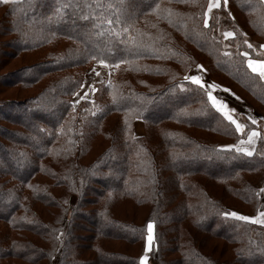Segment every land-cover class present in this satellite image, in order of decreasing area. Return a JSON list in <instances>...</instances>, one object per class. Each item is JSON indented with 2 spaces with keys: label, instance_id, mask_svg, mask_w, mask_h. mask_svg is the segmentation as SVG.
<instances>
[{
  "label": "trees",
  "instance_id": "obj_1",
  "mask_svg": "<svg viewBox=\"0 0 264 264\" xmlns=\"http://www.w3.org/2000/svg\"><path fill=\"white\" fill-rule=\"evenodd\" d=\"M206 7L0 3V264H139L149 221L153 264H264V226L221 214L260 212L264 135L251 156L237 152L256 125L244 118L245 131L236 132L207 92L184 79L202 66L264 122V80L247 65L264 60V5L228 0L205 28ZM219 14L233 37L219 34ZM93 16L114 23L94 28ZM93 57L113 75L73 110L84 71L105 66ZM9 61L23 64L1 72ZM132 205L141 220L124 212ZM213 239L225 246L216 250ZM116 242L137 253L114 251Z\"/></svg>",
  "mask_w": 264,
  "mask_h": 264
},
{
  "label": "snow or ice",
  "instance_id": "obj_2",
  "mask_svg": "<svg viewBox=\"0 0 264 264\" xmlns=\"http://www.w3.org/2000/svg\"><path fill=\"white\" fill-rule=\"evenodd\" d=\"M9 2H10V0H0V3H9ZM193 3H195V0H193ZM260 4L264 5V0H260ZM68 6L69 5H66V4L61 5V7L56 9L57 18H59L60 15L62 14L63 8H66ZM86 6L91 7V5H86ZM97 6L99 7L100 5H97ZM222 6L224 8H227L228 0H207V7L203 11V14H202L203 15V23H204L205 28H207L209 25V13H211L213 9H219ZM77 7H79V5H77ZM158 7L159 6H157V8ZM229 15H231V14L229 13ZM89 18H90V16L88 14H85L82 17V19H84V20H88ZM92 18L96 19L98 21L97 23L93 24L94 28L98 27V28L103 29L104 25H112L114 23V21L111 18H102V17H95V16H93ZM116 22H119V21H116ZM123 32H125V33L128 32V28H124ZM114 35L120 36V33L116 32V33H114ZM234 35H235V32H233V31H227L224 33L225 38H230V37H233ZM130 42L135 43V39L133 38ZM244 44H246L249 49L253 48V45L250 44L247 40H244ZM261 48H264V45H261ZM224 54L226 56L230 55V53H228V52H225ZM243 55L245 57L249 56L248 52H244ZM93 59H97V58L93 57ZM97 62L101 65L111 67L110 65H106V62L104 59H97ZM124 62L125 61H121V63H124ZM247 65H248V68L253 73H258L259 78L261 80H264V60H255V59L248 58L247 59ZM201 67L202 66L197 65L198 69ZM99 74L100 73H97V75H99ZM184 79L192 81L193 84L199 85L202 89H204L207 92L208 99H209V101H211L212 106L218 112H220L226 120L230 121L233 125H235V131L236 132L242 133L245 131L246 125L238 122L236 119H234V117L232 115V112H234L235 110L228 108V106L223 101H220L217 97H215L212 94L211 89L218 87L217 85L209 84V85L205 86L202 83L201 77L197 76V75H193V76H187L186 75L184 77ZM80 87L83 88L84 85L81 84ZM89 87H91V86H89ZM92 91H95V89H92ZM86 95L87 94H85V96ZM84 98H85L84 96L81 97V99H84ZM73 110H75L74 106H73ZM249 120H251L252 124L257 123V121L254 117L249 116ZM259 136H260V133L257 132L255 129H252L251 131L247 132L248 139L246 141H240V144L241 145H243V144L252 145L254 143L255 139ZM225 147H233V146H225ZM235 147H236L237 152H244L249 156L252 155V151H250L249 149H247L245 147H242V146H235ZM260 192L264 193V188H261ZM221 214L225 217H233L239 221L251 222V223H256V224H264V211L258 212L257 215L254 217L242 215V214L237 213L236 211L223 212ZM147 232H148V235H147L148 246H146L145 252L149 251L151 242L153 240V223L151 221H149V223L147 224ZM58 239H59V237H58ZM146 259H147L146 255H142L140 257L139 264H146Z\"/></svg>",
  "mask_w": 264,
  "mask_h": 264
},
{
  "label": "rangeland",
  "instance_id": "obj_3",
  "mask_svg": "<svg viewBox=\"0 0 264 264\" xmlns=\"http://www.w3.org/2000/svg\"><path fill=\"white\" fill-rule=\"evenodd\" d=\"M10 1H14V0H10ZM218 17H219V19H218L219 31L218 32L221 36H224L225 32L232 31L231 27L228 25L229 24L228 17H226L224 15H220V14ZM22 64L23 63H20L17 61H9L6 63V66L3 67L1 72H7L10 70L16 69V68L20 67V65H22ZM113 72H114V69L111 67H107V66L90 67L89 69H86L84 71V78H83V83H82L84 85V87L80 88L79 91L73 96V98L71 100L73 106L77 107L80 104H82V102H84V101L92 100L94 93H95V91H92V89H96L97 84H99L100 82L108 81L112 77ZM97 73H100V74L97 75ZM193 75L200 76L202 79V83L205 86H207L209 84L217 85L218 87L211 89L212 94L215 97H217L220 101H223L226 105H231V103H229V100L226 99V96L230 95V94H228L229 92L227 93V91L224 89V87H222L218 83L211 81L210 78L206 75L205 69H203L202 67L199 69L198 68L192 69L191 72L188 74V76H193ZM89 86H91V87H89ZM8 94H9V92H8ZM85 94H87V95L85 96ZM82 96H84L85 98L81 99ZM221 96H223V97H221ZM12 97H14V96H12ZM233 98H236L235 99L236 101L239 100L238 102L243 104L242 100L240 98H238L237 96L236 97L234 96ZM230 99L232 100V98H230ZM247 99H248V97H247ZM243 105H245V104H243ZM245 106H244L243 112H244L245 118L246 117L248 118V107H245ZM261 117L262 116L258 114L257 119H262ZM243 123H244V121H243ZM1 125L5 126L3 123H1ZM135 133L137 135L142 133V123L139 121H137L135 123ZM228 201H230L232 203L231 200L227 199L226 202H228ZM71 202L74 203L75 198H72ZM234 204H237V203L235 202ZM124 207H125L124 212H127L126 213L127 216L134 217L135 220H137V221L141 220V218L138 216L137 209L133 205L131 207H128V206H124ZM145 214L146 213H144L143 216ZM143 216H141V217H143ZM147 235H148V232H147ZM210 244H211V247L215 246L216 250H220L221 248H223L225 246L224 243H222L218 240H215V239L211 240ZM146 246H148L147 236H146V242H145L144 251L142 252V255H146V257H147L146 264H153V262L150 260L151 245H150L149 251H147V252H145ZM109 247L111 249H113L114 251H117V252H120V251L123 252V250H124V251H126L132 255L137 253V248H133L131 246L125 247V246H123L122 242L112 243L111 245H109ZM209 249H210V246H208V248H206V250H209ZM216 253H218V252L216 251ZM227 255L231 256L229 252H227ZM57 257H58V255L56 256V258Z\"/></svg>",
  "mask_w": 264,
  "mask_h": 264
},
{
  "label": "crops",
  "instance_id": "obj_4",
  "mask_svg": "<svg viewBox=\"0 0 264 264\" xmlns=\"http://www.w3.org/2000/svg\"><path fill=\"white\" fill-rule=\"evenodd\" d=\"M206 75L208 76L207 72H206ZM233 97L234 96H232V95H227L226 99L229 100V103H231V105H227V106H228V108L235 110L234 112H232L234 119H236L238 122L244 124L243 121H244L245 116H244V112H243L244 108L242 107L243 104L239 103L238 102L239 100L236 101L235 100L236 98H233ZM230 98H232V100ZM249 116L254 117L257 121V123L254 124V125H256V128L258 129L256 131L259 133L261 132V134L264 135V122H263V120L257 119V116L255 114H253L250 110H248V118L246 117L248 120H249ZM249 121L251 122V120H249ZM247 139H248V137H246L245 139H243L241 141H246ZM257 139H258V137L255 139V141L252 145H248V144L241 145L239 142L236 146L245 147V148L249 149L250 151H252V153H253ZM242 153H244V152H242ZM244 154H246V153H244ZM261 188H264V184L261 185L257 190V194H258V196L261 200V203H262V208L260 211H264V193L260 192ZM259 225L264 226V224H259Z\"/></svg>",
  "mask_w": 264,
  "mask_h": 264
}]
</instances>
